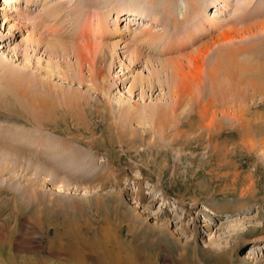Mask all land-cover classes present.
Segmentation results:
<instances>
[{
    "label": "rangeland",
    "instance_id": "obj_1",
    "mask_svg": "<svg viewBox=\"0 0 264 264\" xmlns=\"http://www.w3.org/2000/svg\"><path fill=\"white\" fill-rule=\"evenodd\" d=\"M9 1L0 123L43 141L0 172V264H264V0ZM61 145L89 172L58 174Z\"/></svg>",
    "mask_w": 264,
    "mask_h": 264
},
{
    "label": "bare ground",
    "instance_id": "obj_2",
    "mask_svg": "<svg viewBox=\"0 0 264 264\" xmlns=\"http://www.w3.org/2000/svg\"><path fill=\"white\" fill-rule=\"evenodd\" d=\"M2 1V3H4V4H6L5 5V8L7 9L8 8V4H10V1L9 0H0V2ZM16 2H17V0H15ZM66 1H71V0H66ZM19 2V1H18ZM28 2H33V0H25V3L26 4H28ZM34 2H36L35 0H34ZM30 5V4H29ZM42 7V6H41ZM60 8H62V6H60ZM44 9V8H43ZM184 9V11H183V13L185 12V7H180V10H183ZM59 10V9H58ZM17 11V10H16ZM22 12V11H21ZM60 13V11H58V14ZM127 13L129 14V15H127ZM21 14H24V15H26V12L25 13H21ZM114 14H115V17L117 18L118 16L120 17V15L121 16H126L127 17V19H128V21H131V22H133V21H135V18H136V20L137 19H139V18H141V17H143V19H145L146 18V15H145V13L142 11V10H137V9H131V7H129V8H125V7H117V9L115 10V12H114ZM182 14V13H181ZM151 15V14H150ZM152 16V15H151ZM28 18H29V16H28ZM117 19H119V18H117ZM29 20V19H28ZM102 23L104 22V21H102V20H100ZM127 21V20H126ZM140 21V20H139ZM149 21H152V22H154V21H156V20H149ZM220 21V20H219ZM218 21V22H219ZM221 22V21H220ZM104 26V25H103ZM263 26V25H262ZM235 29V28H234ZM231 30V29H230ZM95 31H97V32H95ZM226 32V31H225ZM228 32V31H227ZM243 33H244V31H242ZM249 32V31H248ZM99 33V30H98V28L97 27H95V30H94V33H93V35H91L92 37H96V36H99V35H97ZM226 34H228V33H226ZM226 34H223L222 33V35H221V37H225V35ZM230 34V33H229ZM249 34V33H248ZM30 35V34H29ZM83 36H84V34H83ZM83 36H80V37H83ZM90 36V34L88 33L87 34V36L86 37H89ZM248 35H244L242 38H241V40L242 39H244L245 37H247ZM41 38V37H40ZM97 38H99V37H97ZM1 39V38H0ZM31 41H33V38L31 39V38H29ZM37 39V38H36ZM35 41V44L36 45H39L41 42L39 41V40H34ZM63 41H65V40H61V41H58V40H56L55 42H47L46 41V48L47 49H51L52 47H54V49H57L55 46H57L56 44H58V47L60 46V48H58L60 51H62V52H64V53H66L67 54V51H68V49H70V46H71V43H70V46H68V43H65V42H63ZM226 42H231L230 40H228V39H226L225 40ZM1 42L2 41H0V44H1ZM29 42V41H28ZM69 42V41H68ZM91 43V42H90ZM86 44H88L89 45V43H86ZM97 46L98 47H95L94 49L95 50H98L99 52L102 50V48H105V47H107L108 45H106V44H102V43H99V42H97ZM82 45H84V43L83 44H74V46H76V47H82ZM91 45H92V43H91ZM93 45H95V44H93ZM92 45V46H93ZM110 45H112V44H110ZM109 45V46H110ZM1 47H3V46H0V48ZM72 47V46H71ZM116 46H115V44H113L112 46H111V48H110V50L111 51H114V49L113 48H115ZM206 48V47H205ZM208 48V47H207ZM210 48V47H209ZM208 48V49H209ZM80 50H84V49H81V48H79ZM207 49V50H208ZM52 50V49H51ZM206 50V51H207ZM7 51V53H9V55L11 56V58L10 59H16L15 61H19V59L18 58H15L16 57V54H15V52H14V50H6ZM77 53H79V51L77 50ZM2 56V55H1ZM13 56V57H12ZM168 60V59H167ZM4 60H3V58L2 57H0V70H3V71H5L6 72V68H8V66L9 67H11L12 68V65H11V62H9V61H6L5 62V64H1V62H3ZM178 61V60H177ZM12 62H13V60H12ZM163 62V61H162ZM21 64L20 65H18L17 67H18V74H17V76H13V77H11L9 80L10 81H12V79L14 78V79H19V75L21 74L20 72H22L23 70H25V68H26V63L25 62H23V61H21L20 62ZM178 66V65H177ZM167 68H169L170 66L169 65H167L166 66ZM257 67V66H256ZM224 68H226V74H224V75H230V77L231 78H234L233 76H234V70H235V72L236 73H238V74H240V73H247V72H250L251 70H253V69H251L252 67H249V66H246L244 63H241L240 65H236V64H226L225 66H224ZM234 69V70H233ZM8 71V70H7ZM0 72H2V71H0ZM16 72V71H15ZM15 72H13V74L14 75H16V73ZM20 73V74H19ZM23 73V72H22ZM9 76H11L12 74H8ZM243 76V75H242ZM239 77V76H238ZM9 78V77H8ZM7 78V79H8ZM229 80V79H228ZM233 80V79H232ZM42 81V80H41ZM215 81V80H214ZM237 81V80H236ZM241 82V81H240ZM240 82L239 81H237V83L236 84H240ZM242 82H244V79H243V81ZM241 82V83H242ZM235 84V85H236ZM234 85V86H235ZM1 87L3 86L2 84L0 85ZM6 86H9V85H6ZM257 86V85H256ZM240 87V86H239ZM5 88V87H4ZM3 88V89H4ZM56 88V87H55ZM256 88H259V87H256ZM3 89H1V90H3ZM235 89H236V87H235ZM261 89V88H260ZM58 92V91H57ZM55 94H58V93H55ZM56 97V96H55ZM78 97V98H77ZM74 100L76 101V103H77V105H78V107L80 106V101L79 100H81V97H80V95L79 96H77L76 94H75V98L73 99L72 97H68V96H65V95H61V99L59 100V103H64V104H69V105H73L74 103ZM119 103H118V107L119 108H121V101H118ZM34 103V102H33ZM42 103H46L47 104V101L46 100H36L35 101V104H33V107H35L36 108V106L37 107H40L41 105H42ZM52 104V103H51ZM123 111V110H122ZM35 114H37V112L35 113ZM46 119L45 117H41V119H39V117H36V115H35V119H37V120H44V119ZM16 126L18 125V124H15ZM8 126V125H7ZM14 126V125H13ZM32 126H34V125H32ZM23 128V127H22ZM22 128H16V127H14V130H12L11 129V127L8 129V128H6V125H5V127H4V125H1V123H0V136L2 135V129L3 130H5L6 132L3 134V136L2 137H5V136H7V135H10V133L11 132H14V138H12L11 137V139L9 138L8 140H6V139H4V140H0V172H3L4 170H6L7 169V166H8V164H6V162H7V159L8 158H19V159H21V157L18 155V154H16V152H17V150H19V149H21L20 147H18L17 145H15V142H16V140H18V139H21V144H22V142H24V141H28L29 142V140H33L34 138H33V136H34V134L36 133V136H39V139L40 140H42V135L41 134H37V129H36V131H30V129H27V128H24V129H22ZM2 132V133H1ZM16 132V133H15ZM23 136V137H22ZM22 137V138H21ZM38 138H36V143L38 142V140H39ZM10 140V141H9ZM43 141V140H42ZM44 143V142H43ZM19 146H21V145H19ZM29 146V145H28ZM62 147H63V145H61ZM12 147H15V149L16 148H18V149H16V152L14 153L13 152V149H12ZM64 149H65V154L64 153H62V152H58V153H54V155H56V162H58V174H60V175H62V174H66L67 176H69L70 174L69 173H71V175L70 176H75V175H79V174H81V173H85V172H89L88 171V168H89V164H90V161H81L82 159H83V153L81 152V151H79V149H76V148H70V150H66V148H65V145H64V147H63ZM81 150V149H80ZM38 156H39V154H38ZM77 156V157H76ZM17 158V159H18ZM22 160V159H21ZM20 160V161H21ZM51 160V159H50ZM53 160V159H52ZM27 161V160H26ZM46 161V160H45ZM61 162H64L65 163V165L66 166H64V165H61ZM10 163H12V161H10ZM53 164V163H52ZM10 165H12V164H10ZM27 166H28V163L26 164ZM53 165H55V164H53ZM91 165V164H90ZM8 167H10V166H8ZM25 167V166H24ZM31 167V166H30ZM33 167H34V165H33ZM56 167V166H55ZM43 168V169H42ZM8 169H10V168H8ZM46 169V170H45ZM39 170H45L44 172H46V173H48V169L46 168V167H44V166H42V167H40L39 168ZM6 172H8L7 170H6ZM5 173V172H4ZM2 174V173H1ZM74 174V175H73ZM90 177V176H89ZM249 258H251V257H249V256H245V257H243L242 259H249Z\"/></svg>",
    "mask_w": 264,
    "mask_h": 264
}]
</instances>
